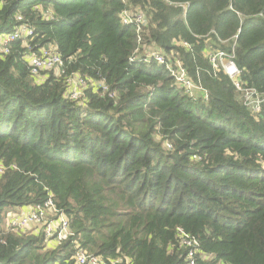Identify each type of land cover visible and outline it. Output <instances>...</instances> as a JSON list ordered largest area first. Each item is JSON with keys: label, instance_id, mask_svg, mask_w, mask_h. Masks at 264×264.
<instances>
[{"label": "trees", "instance_id": "obj_1", "mask_svg": "<svg viewBox=\"0 0 264 264\" xmlns=\"http://www.w3.org/2000/svg\"><path fill=\"white\" fill-rule=\"evenodd\" d=\"M21 23L32 34L0 51V264H188L189 248L194 264H264V0H0V34ZM49 46L60 69L32 74L28 52ZM157 50L202 90L143 59ZM217 50L259 111L213 70ZM48 200L62 240L7 218Z\"/></svg>", "mask_w": 264, "mask_h": 264}, {"label": "built area", "instance_id": "obj_2", "mask_svg": "<svg viewBox=\"0 0 264 264\" xmlns=\"http://www.w3.org/2000/svg\"><path fill=\"white\" fill-rule=\"evenodd\" d=\"M120 17L123 23H128L135 21L137 24V30L145 23V19L141 16L140 13H130L127 10H123L120 13ZM20 19V17H18ZM32 34L31 29L25 23H21L18 30L8 33L0 34V51L7 53L9 51L8 44L10 41L15 38H25ZM233 53H227L222 50L209 51L208 58L212 65L214 71L222 70L227 74L234 87L238 92H240L243 103L250 107L253 112H257L260 109V103L262 101L260 95L253 87L244 86L239 79L240 69L237 67L233 60ZM137 57L131 56L130 60H135ZM144 60L154 59L159 64L165 65V67L170 71L174 76L175 80L182 86L185 87L186 91H200L202 87L193 82L185 68L183 67L181 61L175 60V63L172 65L169 62H166L164 56L159 51L148 52L147 58ZM27 63L30 66V71L32 74H38L42 70H51V69H60L62 65V60L60 55L55 51L53 47L41 48L37 52H28ZM73 85L69 90V97L76 99L81 94V91L77 87L79 83H82L80 79L73 80ZM205 93V92H204ZM206 94V93H205ZM168 147H170L168 145ZM20 216L18 218H11L12 225L24 226L26 224H33L41 227L46 235L55 236L57 240L64 239L68 233V222L63 214L58 213L54 208L52 201L48 200L43 206L37 205L35 207H25L23 210H20ZM179 237L182 244L186 246H194L196 241L193 237H190L189 234L179 230ZM195 249V248H194ZM193 248H189L187 254L188 264H194L193 260ZM77 264H102L101 260L95 256H88L84 251L78 250L76 255ZM109 264H118V260L112 261Z\"/></svg>", "mask_w": 264, "mask_h": 264}, {"label": "rangeland", "instance_id": "obj_3", "mask_svg": "<svg viewBox=\"0 0 264 264\" xmlns=\"http://www.w3.org/2000/svg\"><path fill=\"white\" fill-rule=\"evenodd\" d=\"M158 51V50H157ZM159 52H161V51H159ZM20 216V213H13V215H12V213L11 212H8V214H7V218H18ZM30 226H33V224H31V223H29V224H26L25 225V227H30Z\"/></svg>", "mask_w": 264, "mask_h": 264}]
</instances>
